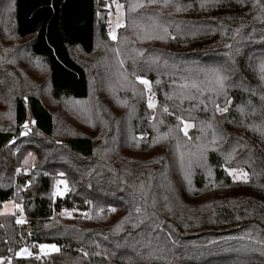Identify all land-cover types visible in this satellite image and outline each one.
Returning <instances> with one entry per match:
<instances>
[{
  "label": "trees",
  "instance_id": "1",
  "mask_svg": "<svg viewBox=\"0 0 264 264\" xmlns=\"http://www.w3.org/2000/svg\"><path fill=\"white\" fill-rule=\"evenodd\" d=\"M119 2L125 24L116 44L126 84L146 77L157 99L152 117L144 101L132 99L124 125L151 136L152 145L162 130L177 127L173 142L185 153L207 132L205 165H176L171 139L156 141L161 153L149 166L147 147L97 152L90 135L56 139L43 96H90V72L74 51L91 56L111 41L102 2L0 0V105H10L11 113L7 123L0 112V158L7 145L18 144L21 155L30 149L36 158L28 174L11 157L0 161V207L20 202L26 219L0 214V257L12 264H264V0ZM135 23L148 25L154 40L138 38ZM217 72L227 77L220 93ZM177 116L192 123L187 135ZM227 161L243 167L248 180L233 182ZM57 177L67 191L55 198ZM86 200L92 217L60 212ZM105 209L109 217L102 219ZM39 243L59 250L42 260L15 256Z\"/></svg>",
  "mask_w": 264,
  "mask_h": 264
},
{
  "label": "rangeland",
  "instance_id": "2",
  "mask_svg": "<svg viewBox=\"0 0 264 264\" xmlns=\"http://www.w3.org/2000/svg\"><path fill=\"white\" fill-rule=\"evenodd\" d=\"M102 2V9L105 11V22L107 27V34L110 38L109 42L104 44H99L96 52L91 56L82 55L78 49H76L75 56L83 63L87 65V68L91 75V93L87 99L84 100H74V99H61L53 100L47 97V93L43 96L45 104L49 107L53 116L55 118V138L61 139L68 135L84 134L92 136L97 152L99 151H110L111 146H124L132 145L137 148L147 147L149 152L145 155L144 161L146 166L150 163L157 164V157L161 153L160 145H157L156 141L162 140L163 142H169L171 139L173 142L174 137L178 133V128H167L162 130L158 139H154L155 144L150 143L151 136L146 133L133 134L129 133L126 126L123 123L122 117L127 115V105L133 99V102L144 101L145 106L151 112V117L157 108V99L155 92L153 90L152 84L142 85L137 80V77L131 79L130 84H126L127 78L126 74L122 68V58H124V53L117 46V33L124 23V5L119 2V0H100ZM120 4L122 7L117 9L116 4ZM107 5V6H106ZM120 24V27L117 25ZM148 25L135 23L133 29H135V34L138 38L145 42H151L154 37L147 33ZM109 32L115 34L116 39L113 40L109 36ZM148 34V35H147ZM147 35V36H146ZM16 45V43H14ZM121 52V53H120ZM145 78L149 81L148 78ZM130 79V78H129ZM150 82V81H149ZM35 91L31 88L30 92ZM39 94V92H38ZM42 94V91H41ZM151 99L154 107L149 108L148 102ZM0 112H2L7 123L11 122L10 105H0ZM161 120V119H160ZM190 125L187 129V134L191 127L193 126L190 121L183 120ZM180 131L184 134L183 124L179 125ZM25 133V132H22ZM185 135V134H184ZM20 137V136H19ZM208 133L206 132V137L203 136L199 144H197V149L194 151H189L190 153H185L176 149V144L172 145L173 156L176 165L180 166L184 170H187L188 166L197 162L199 165L204 166V154L202 150L209 145ZM152 141V142H153ZM21 143V142H20ZM20 144L16 147L13 145H7L4 149V153L0 161L3 159L12 158L15 163H18V172L28 174L27 171H35L36 158L32 150H26L22 155V148H19ZM108 148V149H106ZM20 155V156H19ZM235 169V179L233 175H229L228 170ZM224 170L226 174L231 178L233 182H243L247 181L249 178L248 172L239 165L230 164L229 161L225 162ZM246 173V177L244 174ZM65 181L62 177H57L54 180L52 196L62 197L67 191L66 181L64 184H59V181ZM59 189L63 195H54ZM18 193H16L17 195ZM169 196V195H168ZM167 200L169 201L168 197ZM19 204L20 208L16 205ZM102 211V210H101ZM99 211L102 215V219L108 218V209ZM62 214L70 215L67 210L62 209L60 211ZM2 213H13L15 214V219L22 220L23 223L26 221L25 215L20 202H16L13 199L7 200L2 203L0 207V214ZM92 217V216H91ZM83 219V218H82ZM41 244L45 245H55L56 250L51 248L41 249L39 246ZM22 249H27L26 252L21 253ZM59 246L55 243H39L37 245H25L20 248L16 253V257H28L34 255L37 259L42 260L48 256V254L57 252ZM21 253V254H17ZM0 264H12L11 257H0Z\"/></svg>",
  "mask_w": 264,
  "mask_h": 264
},
{
  "label": "snow or ice",
  "instance_id": "3",
  "mask_svg": "<svg viewBox=\"0 0 264 264\" xmlns=\"http://www.w3.org/2000/svg\"><path fill=\"white\" fill-rule=\"evenodd\" d=\"M149 2H150V3H151V2H154V0H149ZM106 6H107V5H106ZM204 6H205V4L202 3V4H201V7H204ZM116 7H117V9H119V8L122 7V6H121L120 4L117 3V4H116ZM188 7H191V5H188ZM176 9H177V11H179V10H180V6H179V5H176ZM120 26H121L120 24L117 25V27H120ZM157 27H159V26L157 25ZM162 30H163L165 33H167V28H163ZM109 36H110L113 40L116 39L115 34L112 33V32H109ZM161 38H162V37H161ZM226 47H230V45H226ZM259 71H260V74H261L260 78H261L262 80H264V62H261V63L259 64ZM226 79H227V77H224V76L220 75L218 72L216 73V75H215V77H214V81H213V83H214V85H215L214 90H215L217 93H220V92H222V91L224 90V81H225ZM137 80H138L139 83L142 84V85H146V86H147V85L150 84V82H149L147 79L142 78V77H139V76L137 77ZM157 83H159V81H157ZM186 86H187V85H185V87H186ZM192 87H194V88H198V85H197L196 83H193V84H192ZM148 107H149V108L154 107V105H153L151 99H149ZM165 111H167V109H165ZM217 111H221V109L219 108V106H217ZM223 111H227V109L225 108V109H223ZM176 119L179 120V121L183 124V131H184V134L187 135V129H188V127H190V125L187 124L186 122H184V121L182 120V118L179 117V116H177ZM18 171H19V170H18ZM235 171H236L235 169H229V170H228V173H229V175H233V176H234ZM60 175H63V173H60ZM244 176L246 177V173L244 174ZM234 179H235V176H234ZM29 183H30V182H29ZM58 183H59V184H64L65 181L61 180V181H59ZM189 183H190V181H189ZM54 195H63V193L60 192L59 189H57V192L54 193ZM16 207H17V208H20V205L17 204ZM112 210L114 211L115 209H112ZM139 211H140V210L137 209V212H139ZM237 218H238V217H237ZM17 223H23V221H22V220H17ZM39 247H40L41 249L51 248V249H53V250H56V246H55V245H45V244H41ZM26 251H27V249H22V250H21V253L26 252ZM21 253H17V254L19 255V254H21Z\"/></svg>",
  "mask_w": 264,
  "mask_h": 264
},
{
  "label": "built area",
  "instance_id": "4",
  "mask_svg": "<svg viewBox=\"0 0 264 264\" xmlns=\"http://www.w3.org/2000/svg\"><path fill=\"white\" fill-rule=\"evenodd\" d=\"M29 173V171H27ZM70 215L79 218H89L91 217L92 211L90 207V203L88 200L84 201V206H79L76 203H72L65 208Z\"/></svg>",
  "mask_w": 264,
  "mask_h": 264
}]
</instances>
